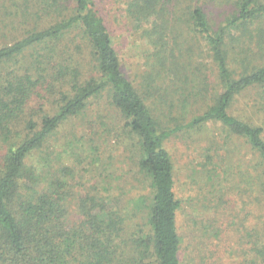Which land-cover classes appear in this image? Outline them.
Wrapping results in <instances>:
<instances>
[{
  "label": "trees",
  "instance_id": "trees-1",
  "mask_svg": "<svg viewBox=\"0 0 264 264\" xmlns=\"http://www.w3.org/2000/svg\"><path fill=\"white\" fill-rule=\"evenodd\" d=\"M186 1L125 3L144 59L135 83L114 45L106 0H9L14 12L0 29V39L7 38L0 45V264H190L166 143L210 123L244 139L261 161L255 193L240 188L248 196L242 193L247 214L238 239L217 237L224 251L216 245L211 256L224 257L205 264H264V219L260 228L251 214L252 204L264 201V127L233 112L241 93L264 90V2L235 0L234 13L215 30L205 9ZM254 25L262 27L254 33ZM234 32L242 34L235 40L252 43L237 56L227 46ZM203 42L213 65L205 63ZM100 99L106 108L100 104L90 115ZM81 116L93 132L72 134L58 150L56 133ZM102 145L107 160L119 163L110 174L118 169L138 178L137 167L150 192L114 189L110 174L106 186L81 185L82 171L112 166Z\"/></svg>",
  "mask_w": 264,
  "mask_h": 264
},
{
  "label": "rangeland",
  "instance_id": "rangeland-1",
  "mask_svg": "<svg viewBox=\"0 0 264 264\" xmlns=\"http://www.w3.org/2000/svg\"><path fill=\"white\" fill-rule=\"evenodd\" d=\"M193 1H196L198 5L205 9L215 30L235 11V0H189L185 4L192 5L194 4ZM262 1L264 2V0ZM125 3H127V0H106L102 5H106V12L110 14L111 28L115 32L113 41L122 59L123 70L131 80L138 83L144 74L142 44L135 42L130 35L128 30L130 25L125 16ZM10 5L9 0H0V29H5L9 19L8 16L14 12ZM260 27L262 26L254 25L250 27L252 29L251 32H257L256 30H259ZM246 31L249 33V27H246ZM233 35L238 38L242 34L234 32L227 41V46L231 49V53L234 56H237L236 53H238L239 48L244 47L245 49L250 44L252 47L250 38L247 37L245 41L243 38L235 40ZM6 41L7 38H1L0 45ZM204 48L205 63L213 65L212 60L208 58L206 43L203 42L199 49ZM231 65L232 67H238L239 71L242 69V66L238 63L233 62ZM105 100L100 99L101 103L95 102L91 106L89 114L93 115L95 109L100 108V104L102 105L101 108L105 109ZM194 109L196 110V107ZM233 112L236 115L247 118L254 125L264 127V90L257 86L241 93L237 97ZM90 118L92 117L90 116ZM113 122L116 124L117 120L114 118ZM83 123L84 118L81 116L65 123L59 129L52 139L58 150H63L66 138H71L72 134L82 133L83 129H87L88 133L90 129L93 132V127L86 126L84 128L82 127ZM166 146L175 162L177 195L182 201L179 221L184 241L185 258H188L187 261L190 264H205L207 259L212 261L215 257L211 255L216 251V245L219 246L218 249L222 252L224 251V248L217 244L219 240L217 237L222 238L224 241L227 240L226 242L231 238L238 239L239 230L237 228H242V221L245 220L244 217L247 214L241 204L244 199L242 193L248 196L246 189L250 190L248 193H255L258 187L255 165L259 164L261 160L244 139L227 135L220 123H210L200 129L190 131H180L168 139ZM107 147V145H102L103 157L107 163L109 162L108 165L111 163L112 166L107 168V171L99 169L92 171L89 169L88 174L82 171V177L78 180L82 183L81 185L86 184V187L95 184L106 186L110 183L111 186H116L114 189H130L132 193L143 195L149 193V181L141 173L137 172L139 171L137 167L134 168V171L138 178H135V175L133 176L131 172H122L118 169H114V173L110 174L112 168L118 167L119 163H115V161L110 159L107 160L105 157L108 154L105 153V151H108ZM120 147L114 154L124 150L123 146ZM64 162H70V164L74 165L69 159H64ZM215 165L218 167V174L213 171L215 170ZM128 169H132V166H128ZM109 174L112 176H108V183H105L103 179ZM117 176L118 178H116ZM124 176L126 177L125 179H123ZM241 187L246 189L241 191ZM77 189L80 188L78 187ZM260 199H264V197L260 196ZM77 201V199L73 201V208H76ZM251 214L254 221L257 218L261 228L264 219V201H256V203L252 204ZM138 219L142 222L141 216H138ZM215 230L220 231L219 236H216ZM257 239L259 240V237L255 236V243ZM236 245L233 244L232 246L236 247ZM256 251V259L258 260L260 258L257 244ZM217 252L222 254L219 251ZM236 252V250H233L231 257H235ZM217 256L224 257V255ZM217 256L215 257L216 259H218ZM227 257H229V253ZM240 260L241 258L238 261Z\"/></svg>",
  "mask_w": 264,
  "mask_h": 264
}]
</instances>
